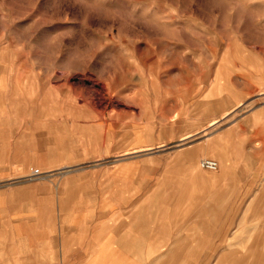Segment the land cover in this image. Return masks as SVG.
Wrapping results in <instances>:
<instances>
[{
    "label": "rangeland",
    "instance_id": "rangeland-1",
    "mask_svg": "<svg viewBox=\"0 0 264 264\" xmlns=\"http://www.w3.org/2000/svg\"><path fill=\"white\" fill-rule=\"evenodd\" d=\"M0 91L20 180L59 186L61 208L117 174L175 183L173 226L234 214L221 254L264 264V0H0Z\"/></svg>",
    "mask_w": 264,
    "mask_h": 264
},
{
    "label": "crops",
    "instance_id": "crops-1",
    "mask_svg": "<svg viewBox=\"0 0 264 264\" xmlns=\"http://www.w3.org/2000/svg\"><path fill=\"white\" fill-rule=\"evenodd\" d=\"M4 111L0 91V264H188L192 247L195 263L204 264V244L211 247L212 258L220 257L217 264H233L234 249L222 254L220 249L226 240L221 232L237 229L235 215L217 222L219 210H213L214 221L206 222L208 217L199 213L195 222L185 217L173 226L167 209L176 205L171 199L173 194L177 198L175 183L148 177L132 182L117 174L115 182L101 178L89 198H76L74 207L61 208L59 186L45 192L35 181L20 180L18 168L26 166L27 146L12 141L14 133L3 127ZM170 166L188 174L189 167L195 171V160L172 158ZM191 231L197 232L195 237ZM205 233L212 236L210 243L203 239Z\"/></svg>",
    "mask_w": 264,
    "mask_h": 264
},
{
    "label": "built area",
    "instance_id": "built-area-1",
    "mask_svg": "<svg viewBox=\"0 0 264 264\" xmlns=\"http://www.w3.org/2000/svg\"><path fill=\"white\" fill-rule=\"evenodd\" d=\"M200 167L202 170L211 172V173H216L220 170V165L216 160L213 159H202L200 162ZM43 174L39 170H33L31 174V179H37L41 177Z\"/></svg>",
    "mask_w": 264,
    "mask_h": 264
},
{
    "label": "bare ground",
    "instance_id": "bare-ground-1",
    "mask_svg": "<svg viewBox=\"0 0 264 264\" xmlns=\"http://www.w3.org/2000/svg\"><path fill=\"white\" fill-rule=\"evenodd\" d=\"M105 105V104H104Z\"/></svg>",
    "mask_w": 264,
    "mask_h": 264
}]
</instances>
